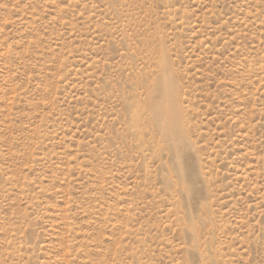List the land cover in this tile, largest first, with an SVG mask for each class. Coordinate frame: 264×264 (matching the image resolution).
<instances>
[{
	"label": "rangeland",
	"instance_id": "1",
	"mask_svg": "<svg viewBox=\"0 0 264 264\" xmlns=\"http://www.w3.org/2000/svg\"><path fill=\"white\" fill-rule=\"evenodd\" d=\"M0 264H264V0H0Z\"/></svg>",
	"mask_w": 264,
	"mask_h": 264
},
{
	"label": "bare ground",
	"instance_id": "2",
	"mask_svg": "<svg viewBox=\"0 0 264 264\" xmlns=\"http://www.w3.org/2000/svg\"><path fill=\"white\" fill-rule=\"evenodd\" d=\"M164 78V77H163ZM175 84V83H174ZM169 85V84H168ZM170 86V85H169ZM161 87V86H160ZM162 89V88H161ZM165 94H167L166 92H165ZM169 95V94H168ZM158 96V95H157ZM169 96H171V95H169ZM160 101V100H159ZM163 102V101H162ZM174 106H175V104H174ZM173 111V110H172ZM157 121V120H156ZM161 124H162V122H161ZM167 126V125H166ZM168 133V132H167ZM171 135V134H170ZM175 151V150H174Z\"/></svg>",
	"mask_w": 264,
	"mask_h": 264
}]
</instances>
